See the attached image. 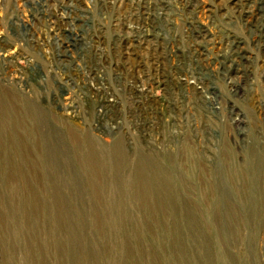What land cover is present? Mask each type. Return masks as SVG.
I'll return each instance as SVG.
<instances>
[{
	"label": "rangeland",
	"instance_id": "1",
	"mask_svg": "<svg viewBox=\"0 0 264 264\" xmlns=\"http://www.w3.org/2000/svg\"><path fill=\"white\" fill-rule=\"evenodd\" d=\"M138 1L0 0V264H264V0Z\"/></svg>",
	"mask_w": 264,
	"mask_h": 264
},
{
	"label": "bare ground",
	"instance_id": "2",
	"mask_svg": "<svg viewBox=\"0 0 264 264\" xmlns=\"http://www.w3.org/2000/svg\"><path fill=\"white\" fill-rule=\"evenodd\" d=\"M138 1V0H137ZM125 2V1H124ZM123 2V3H124ZM127 2V1H126ZM139 2V1H138ZM239 2V1H238ZM251 2V1H250ZM150 3V2H149ZM244 3V2H243ZM47 4H48V2H47ZM250 4V3H249ZM48 5H50V4H48ZM133 5V4H132ZM125 6V5H124ZM156 6V5H155ZM248 7V6H247ZM52 8V7H51ZM128 9V8H127ZM203 9V8H202ZM138 10H140V8H138ZM153 10V9H152ZM162 10V9H161ZM241 10H242V8H241ZM155 11V10H154ZM240 11V10H239ZM124 13V12H123ZM137 13V12H136ZM154 13V12H153ZM190 13V12H189ZM121 14H122V12H121ZM245 15V14H244ZM130 16V15H129ZM154 16V15H153ZM148 17V16H147ZM167 17V16H166ZM257 17V16H256ZM55 18V17H54ZM157 18V17H156ZM248 18V17H247ZM58 19V18H57ZM56 19V20H57ZM135 19V18H134ZM155 20V19H154ZM59 21V20H58ZM67 22V21H66ZM131 21H130V19L129 18H126L125 20L123 19V23H120V26H122L123 25V28H124V26H126V27H128V25H130L131 23H130ZM143 22V21H142ZM256 22V21H255ZM118 23V22H117ZM249 23H250V21H249ZM36 24V23H35ZM154 24H156V23H154ZM255 24V23H254ZM132 25L134 26V24L132 23ZM157 25V24H156ZM249 27V26H248ZM136 28H138V27H136ZM115 29V28H114ZM120 29H122V28H120ZM255 29H256V27H255ZM128 30V29H127ZM1 31V30H0ZM126 31V30H125ZM193 31V30H192ZM128 32V31H127ZM77 33V32H76ZM126 33V32H125ZM260 33V32H259ZM137 34V33H136ZM142 34H143V32H142ZM70 35V34H69ZM130 35V34H129ZM228 35V34H227ZM233 36V35H232ZM82 38V37H81ZM210 38V37H209ZM134 40V39H133ZM144 40V39H143ZM147 40V39H146ZM155 40V39H154ZM203 40V39H202ZM202 40H200V41H202ZM208 40V39H207ZM32 41V40H31ZM150 41V40H149ZM151 41H152V39H151ZM176 41H177V39H176ZM257 41V40H256ZM83 42V41H82ZM133 42V41H132ZM147 43V42H146ZM150 43V42H149ZM228 43V42H227ZM258 43V42H257ZM138 44V43H137ZM148 44V43H147ZM156 44V43H155ZM234 45H237V46H240V42H236V41H234V43H233ZM257 46V45H256ZM65 47V46H64ZM145 47H148V46H145ZM153 47V46H152ZM151 47V48H152ZM155 47V46H154ZM219 47V46H218ZM70 48H72V47H70ZM75 48V47H74ZM220 48V47H219ZM229 48V47H228ZM211 49V48H210ZM235 49V48H234ZM233 49V50H234ZM152 50H154V48L152 49ZM194 50H196V49H194ZM220 50V49H219ZM76 51V50H75ZM90 51V50H89ZM138 51V50H137ZM143 52V51H142ZM153 52V51H152ZM193 52V51H192ZM207 52V51H206ZM98 53V52H97ZM129 53H130V51H129ZM59 54V53H58ZM147 54V53H146ZM152 54V53H151ZM222 54V53H221ZM241 54V53H240ZM148 55V54H147ZM159 55V54H158ZM218 55V54H217ZM59 56V55H58ZM154 56V55H153ZM157 56V55H156ZM161 56V55H160ZM237 56V55H236ZM163 57V56H162ZM116 58V57H115ZM205 58V57H204ZM250 58V57H249ZM82 59V58H81ZM116 59H118V58H116ZM151 59H153V58H151ZM62 60V59H61ZM155 60V59H154ZM163 60V59H162ZM74 61V60H73ZM109 61V60H108ZM153 61V60H152ZM222 61V60H221ZM65 62V61H64ZM125 62V61H124ZM206 62V61H205ZM231 62V61H230ZM232 63V62H231ZM129 64V63H128ZM156 65V64H155ZM196 65V64H195ZM224 65V64H223ZM132 67V66H131ZM138 67V66H137ZM171 67V66H170ZM161 68V67H160ZM240 68V67H239ZM124 69V68H123ZM145 69V68H144ZM137 71V70H136ZM146 71V70H145ZM156 71V70H155ZM217 71V70H216ZM224 71V70H223ZM124 72H125V70H124ZM133 72V71H132ZM194 72V71H193ZM144 73V72H143ZM157 74V73H156ZM228 74V73H227ZM92 76V75H91ZM139 76V75H138ZM239 76V75H238ZM149 76L147 75V78H148ZM234 77V76H233ZM150 78V77H149ZM142 79V78H141ZM153 79V78H152ZM152 79H150V80H152ZM161 79V78H160ZM236 79V78H235ZM149 80V81H150ZM236 81H237V79H236ZM154 82V81H153ZM183 82V81H182ZM228 82V81H227ZM134 83V82H133ZM151 85V87L153 86V83L150 81L149 83H145V86H146V90H148L149 89V86L148 85ZM208 84V83H207ZM140 86V85H139ZM208 86V85H207ZM173 87V86H172ZM238 87V86H237ZM185 89V88H184ZM207 89V88H206ZM130 90V89H129ZM234 90V89H233ZM136 93H138V92H136ZM142 94H144L145 92L143 91V92H141ZM147 94V93H146ZM138 95V94H137ZM19 97V96H18ZM138 100V99H137ZM152 101V100H151ZM22 102V101H21ZM35 102V101H34ZM153 102V101H152ZM24 103V102H23ZM139 104V103H138ZM147 104V103H146ZM17 105V104H16ZM111 105V104H110ZM137 105V104H136ZM142 106V105H141ZM27 107H28V105H27ZM36 109V108H35ZM37 111V110H36ZM2 113V112H1ZM38 113H40V112H37V114ZM36 114V117L38 116V117H41L40 115H37ZM7 115V114H6ZM32 115V114H31ZM37 117V118H38ZM35 120V119H34ZM40 123V122H39ZM14 131V130H13ZM12 134V133H11ZM45 135V134H44ZM54 136V135H53ZM5 138V137H4ZM46 139V138H45ZM25 143V142H24ZM74 144V143H73ZM92 144V143H91ZM41 146V145H40ZM93 146V145H92ZM97 146V145H96ZM53 148V147H52ZM94 148H96V147H94ZM22 153V152H21ZM24 155V154H23ZM126 155H127V152H126V150H125V148H124V145H123V143L121 142V141H117L113 146H112V152H111V156L113 157V158H115V159H118V160H120L122 157H126ZM139 156H141V162H140V164L138 165V173H137V182H139V183H141V184H144V185H152L153 186V184L156 186V185H161V186H163L165 183H166V181L165 180H159V175H162V174H160L159 172L157 173V172H154L155 171V169L156 168H158V166H159V163L156 161V157H158V155H156L154 152H149V153H147V152H143V153H140L139 154ZM138 157V156H137ZM166 157H169V155L168 156H166ZM45 158H46V156H45ZM58 158V157H57ZM3 165V164H2ZM48 165H50V164H48ZM19 166V165H18ZM5 168V167H4ZM257 172V171H256ZM191 175V174H190ZM10 176H12L11 174H10ZM71 180V179H70ZM63 181V180H62ZM233 181V180H232ZM14 182V181H13ZM28 182V181H27ZM234 182V181H233ZM168 183V182H167ZM48 185V184H47ZM166 185V184H165ZM7 186V185H6ZM43 187V186H42ZM33 189V188H32ZM216 192H217V190H216ZM238 194V193H237ZM207 202V201H206ZM44 203V202H43ZM208 203V202H207ZM37 204V203H36ZM35 204V205H36ZM243 204V203H242ZM166 205V204H165ZM209 205H210V203H209ZM224 206H226V208H227V205H225L224 204ZM230 206V205H229ZM22 209V208H21ZM22 211V210H21ZM41 212V211H40ZM22 213V212H21ZM25 215H27V214H25ZM11 216V215H10ZM29 216V215H28ZM27 217V216H26ZM32 218V217H31ZM41 218V217H40ZM43 219V218H42ZM30 221V220H29ZM41 224V223H40ZM9 225V224H8ZM25 225V224H24ZM31 232V231H30ZM11 234V233H10ZM12 242V241H11ZM59 245V244H58ZM29 252V251H28ZM62 252V251H61ZM24 253V252H23ZM44 253V252H43ZM30 254V253H29ZM46 254V253H45ZM19 257V256H18ZM64 257V256H63ZM46 259V258H45ZM29 260V259H28ZM35 260V259H34ZM43 260V259H42ZM27 261V260H26ZM50 262V261H49ZM67 263V262H66ZM33 264V263H32ZM51 264V263H50ZM70 264V263H69Z\"/></svg>",
	"mask_w": 264,
	"mask_h": 264
},
{
	"label": "built area",
	"instance_id": "3",
	"mask_svg": "<svg viewBox=\"0 0 264 264\" xmlns=\"http://www.w3.org/2000/svg\"><path fill=\"white\" fill-rule=\"evenodd\" d=\"M156 60V59H155Z\"/></svg>",
	"mask_w": 264,
	"mask_h": 264
}]
</instances>
